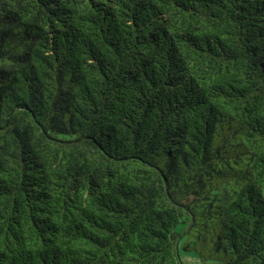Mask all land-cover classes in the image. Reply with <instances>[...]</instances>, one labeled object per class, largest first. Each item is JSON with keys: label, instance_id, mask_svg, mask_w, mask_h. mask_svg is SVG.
<instances>
[{"label": "trees", "instance_id": "16d2710c", "mask_svg": "<svg viewBox=\"0 0 264 264\" xmlns=\"http://www.w3.org/2000/svg\"><path fill=\"white\" fill-rule=\"evenodd\" d=\"M263 190L264 0H0V264H264Z\"/></svg>", "mask_w": 264, "mask_h": 264}, {"label": "rangeland", "instance_id": "374dc122", "mask_svg": "<svg viewBox=\"0 0 264 264\" xmlns=\"http://www.w3.org/2000/svg\"><path fill=\"white\" fill-rule=\"evenodd\" d=\"M264 193V190H263ZM181 251V256L182 259L184 261H186L188 264H202L203 260L201 259V257L198 255L197 252L193 251V250H184V249H180ZM209 262V261H208ZM210 262H214V264H217L215 262L217 261H210Z\"/></svg>", "mask_w": 264, "mask_h": 264}]
</instances>
